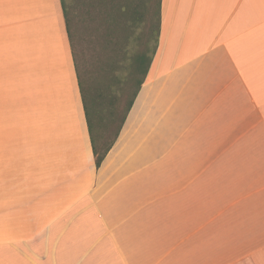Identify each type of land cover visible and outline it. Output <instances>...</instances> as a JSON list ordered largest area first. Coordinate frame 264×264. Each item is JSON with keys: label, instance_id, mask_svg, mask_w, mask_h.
Returning <instances> with one entry per match:
<instances>
[{"label": "crops", "instance_id": "0c3cea01", "mask_svg": "<svg viewBox=\"0 0 264 264\" xmlns=\"http://www.w3.org/2000/svg\"><path fill=\"white\" fill-rule=\"evenodd\" d=\"M0 264H264V0H162L97 167L61 0H0Z\"/></svg>", "mask_w": 264, "mask_h": 264}, {"label": "trees", "instance_id": "16d2710c", "mask_svg": "<svg viewBox=\"0 0 264 264\" xmlns=\"http://www.w3.org/2000/svg\"><path fill=\"white\" fill-rule=\"evenodd\" d=\"M67 23L79 84L92 141L97 167L118 138L137 94L144 83L156 54L161 31L162 0H61ZM79 6L86 8L85 14L93 20H102L106 26L107 42L112 44L119 29H126L127 54L119 63L113 57L103 67L104 76L96 80L85 77L79 69L73 46V22ZM124 26L114 29V27ZM114 50V49H113ZM115 51V50H114ZM109 72H106V70ZM119 81L122 85H117Z\"/></svg>", "mask_w": 264, "mask_h": 264}, {"label": "rangeland", "instance_id": "374dc122", "mask_svg": "<svg viewBox=\"0 0 264 264\" xmlns=\"http://www.w3.org/2000/svg\"><path fill=\"white\" fill-rule=\"evenodd\" d=\"M86 8L79 6L77 9V16L73 22V46L77 56V63L79 69L83 75L91 81L94 87H98V83L95 84L96 80L100 77V73L103 72V67L109 68V62L113 57L122 56L117 61L122 62V58L127 54L126 48L128 43L126 41V29L123 27L119 29L117 36L114 35L112 44L107 42V29L102 20H93L85 14ZM124 26L120 23V26L114 27L118 29ZM115 51H114V50ZM106 72H109V70ZM104 76L103 73H101ZM120 84L119 81L116 82Z\"/></svg>", "mask_w": 264, "mask_h": 264}]
</instances>
